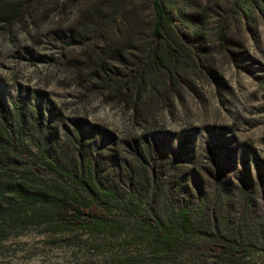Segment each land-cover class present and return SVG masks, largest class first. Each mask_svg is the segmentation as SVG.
<instances>
[{
  "label": "rangeland",
  "instance_id": "obj_1",
  "mask_svg": "<svg viewBox=\"0 0 264 264\" xmlns=\"http://www.w3.org/2000/svg\"><path fill=\"white\" fill-rule=\"evenodd\" d=\"M97 1L0 0V125L2 116L16 118L20 106L28 146L56 136L63 155L72 154L69 160L76 153L66 132L85 130L92 143L106 135L101 156L114 154L111 161L128 162L136 176L129 181L124 174L115 186L104 180L112 218L98 226L70 229L55 206L19 212L13 220L0 217V264H174L157 252L143 217L156 214L170 224L171 210L184 200L198 206L197 218L209 205L218 215L239 213L245 177L255 182L253 217L262 215L264 0H165L179 31L175 37L186 44L178 75L171 82L151 76L129 94L118 87L100 90L91 80L94 69L84 65L88 52L94 58L99 53L95 33L88 32ZM105 42L140 46L112 26ZM137 54L133 49L126 58ZM108 56L110 68L124 70ZM135 144L144 156L150 148L163 166L156 182L136 159ZM105 168L112 170L109 178L121 174L111 163ZM194 172L198 185L190 182ZM19 176L1 182L24 180ZM25 181L34 191L60 185H53L51 174ZM226 194L239 204H228Z\"/></svg>",
  "mask_w": 264,
  "mask_h": 264
},
{
  "label": "trees",
  "instance_id": "obj_2",
  "mask_svg": "<svg viewBox=\"0 0 264 264\" xmlns=\"http://www.w3.org/2000/svg\"><path fill=\"white\" fill-rule=\"evenodd\" d=\"M88 21V32L95 33L99 41V53L94 58L93 53L88 52L84 65L96 72L91 80L98 82L100 90L109 92L118 87L129 94L136 85L151 81V76H162L168 82L177 77L176 63L186 44L175 37L179 31L165 0H98ZM111 26L119 36L127 33L130 41L140 46L120 49V45L105 42V33ZM133 49L138 54L128 60L127 53ZM108 55L122 63L124 70L110 68L106 63L110 58ZM16 109V118L2 116L4 121L0 125V217L9 216L13 220L19 212L55 206L63 211L62 220L70 229H88L103 220H110L112 216L106 198L111 195L103 190L104 180L115 186L122 175H127L129 181L136 175L128 162L117 156L111 161L114 154L101 156L100 148L106 145V135L103 141L92 143L86 141L93 137L87 136L85 130H79L78 134L66 132L64 135L76 153V157L69 160L72 154L63 155L61 148H57L56 136L49 142L44 138L34 149L29 147L24 140L25 112L20 106ZM14 123H17L16 128ZM48 143L54 147H49ZM132 146L136 159L156 182L164 174L163 166L150 148L145 150L147 156H144L137 144ZM87 149L91 150L85 152ZM212 160L218 167L214 153ZM108 163L116 165L121 174L109 178L107 174L112 170L105 168ZM167 168L168 174L173 172V166ZM18 173L24 180L10 185L1 182L5 175L14 177ZM47 174L55 176L57 182L53 185L60 184L52 191H34L25 181ZM198 176L199 173L194 172L190 182L200 184ZM258 179L264 192V172L261 170ZM253 184L250 177L244 178V199L241 198L244 204L240 211L237 210L239 213L224 214L220 210L218 215L209 205L205 216L197 218L198 206H190L184 200L171 210L175 217L170 224L156 214L144 216L143 224L154 238L157 252L169 258L167 263L174 260V264H264V203L258 220L253 217L258 211L251 193ZM218 195L223 198L222 193ZM226 198L228 204H239L236 197L226 194Z\"/></svg>",
  "mask_w": 264,
  "mask_h": 264
}]
</instances>
